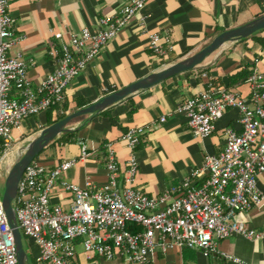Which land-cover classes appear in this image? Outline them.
Here are the masks:
<instances>
[{"label":"built area","instance_id":"2783aa9c","mask_svg":"<svg viewBox=\"0 0 264 264\" xmlns=\"http://www.w3.org/2000/svg\"><path fill=\"white\" fill-rule=\"evenodd\" d=\"M148 1L127 0L112 15L100 17L96 29L85 26L68 33L65 40L60 31L49 29L60 43L58 49L51 46L49 50L55 66L33 86L26 76L27 62L21 51L14 50L20 35L9 14L10 0H0V164L12 147V129L23 118L60 104L70 82ZM147 48L156 56L164 53L158 33L148 35ZM246 81L248 101L209 82L175 106L174 112L185 118L194 137L208 136L230 107L239 111L240 130L226 127L219 153L205 154L199 167L157 195H147L133 184L137 172L134 150L141 143L142 126L130 127L121 136L129 150L121 182L109 148L104 183L87 179L79 186L60 178L77 160L88 156L82 141L77 158L64 159L52 168L31 160L17 182L13 208L20 234L36 246L34 264H80L77 245L88 262L97 257L150 264L156 251L165 252L170 247L192 248L208 257L219 253L218 241L231 235L264 238V226L255 229L236 218L237 213L264 206V193L257 187V178L264 171V75L253 67ZM159 120L164 121V117ZM56 183L71 196L66 208L50 202ZM128 226L140 229L132 231ZM221 255L239 262L231 255ZM0 264H17L1 194Z\"/></svg>","mask_w":264,"mask_h":264},{"label":"crops","instance_id":"0c3cea01","mask_svg":"<svg viewBox=\"0 0 264 264\" xmlns=\"http://www.w3.org/2000/svg\"><path fill=\"white\" fill-rule=\"evenodd\" d=\"M126 2L10 0L9 14L16 33L20 35L14 50L21 51L27 62L26 76L30 83L33 86L38 84L55 66L49 50L51 46L58 49L60 43L49 29L60 31L65 40L68 33H75L85 26L96 29L100 17L112 15ZM263 14L264 0H149L70 82L60 104L23 118L12 129V147L8 153L17 156L24 144L47 126V115L51 119L62 112L67 115L79 109L77 101L85 100L89 105L197 52L221 31ZM142 18H145L144 22ZM151 33L161 36L162 55H153L148 50L147 38ZM253 67L264 75V28L225 43L192 69L130 94L97 114L72 119L67 124L70 129L67 132H73L75 140H57L61 133L34 159L44 167L52 168L64 159L77 158L79 142L82 141L87 145L88 156L77 160L61 173L60 178L79 186H83L87 179L99 185L107 179L105 155L109 148L118 164V180L121 182L129 154L121 136L130 127L142 126L141 143L134 150L137 172L133 184L147 195H157L179 184L191 169L199 167L205 154L219 153L224 145L226 127L240 130L239 111L230 107L215 122L208 136L194 137L185 118L174 112L175 106L205 89L209 82L212 86L233 90L248 101L250 87L246 77ZM242 73L243 76L238 77ZM162 116L164 121L159 120ZM257 187L264 193V171L257 178ZM70 197L56 183L50 202L66 208ZM236 218L249 227L261 228L264 226V206L237 213ZM217 248L219 253L204 257L192 248L170 247L165 252L156 251L150 264H264V238L231 235L219 240ZM76 251L80 264H136L119 258L101 260L97 257L88 262L80 245L76 246ZM221 253L231 255L239 262L224 258Z\"/></svg>","mask_w":264,"mask_h":264},{"label":"water","instance_id":"95a60500","mask_svg":"<svg viewBox=\"0 0 264 264\" xmlns=\"http://www.w3.org/2000/svg\"><path fill=\"white\" fill-rule=\"evenodd\" d=\"M262 28H264V14L257 16L242 25L221 31L197 52L184 57L181 60L176 61L175 63H172L158 71L149 73L148 75L138 79L133 83H130L129 85L112 91L102 96L97 101L85 107L79 108L40 129L37 134L28 142L26 147L24 149L22 148L16 153L17 156L12 157L10 155V157L8 153L1 162L6 166V174L4 176L3 189L1 192V204L6 221L11 229L14 239L17 264H27L28 261L27 254L23 247L21 234L17 227L13 208V200L16 194L17 182L25 166L31 160H33L35 156L50 141L56 138L59 134L70 130L67 127L69 121L82 115L97 114L108 106L123 100L130 94L146 89L169 76L192 69L193 67L200 64L212 52L222 47L225 43L245 38ZM6 159H8V163Z\"/></svg>","mask_w":264,"mask_h":264},{"label":"trees","instance_id":"16d2710c","mask_svg":"<svg viewBox=\"0 0 264 264\" xmlns=\"http://www.w3.org/2000/svg\"><path fill=\"white\" fill-rule=\"evenodd\" d=\"M243 74H244V73L239 74L238 77L243 76ZM87 104H88V102L85 101V100L77 101V102H76V105H77L78 108L84 107V106H86ZM57 105H58V104H54V105L50 106L48 109H50V108H52V107H55V106H57ZM103 112H105V111H103ZM65 115H66V114L62 112V113L56 115V117L53 118V119H51V117H50L49 115H47V125H49V124H51V123H53V122H55V121L61 119V118L64 117ZM57 140H60V141H62V142L74 141V140H75V138H74V133H73V132H64V133H62V134L60 135V137L57 138ZM128 228L131 229L132 231H135V230L140 229V226H139V227H138V226H137V227H136V226H128ZM27 257H28L27 264H34L33 259L30 258L28 255H27Z\"/></svg>","mask_w":264,"mask_h":264},{"label":"rangeland","instance_id":"374dc122","mask_svg":"<svg viewBox=\"0 0 264 264\" xmlns=\"http://www.w3.org/2000/svg\"><path fill=\"white\" fill-rule=\"evenodd\" d=\"M6 160L8 163V159H6ZM5 174H6V166H5V164L1 163L0 164V194H1L2 189H3ZM21 238H22V243H23V247H24L26 254L30 258L34 259V256L36 255V252H37L35 244L33 243V241L30 238H28L24 235H21Z\"/></svg>","mask_w":264,"mask_h":264},{"label":"bare ground","instance_id":"6f19581e","mask_svg":"<svg viewBox=\"0 0 264 264\" xmlns=\"http://www.w3.org/2000/svg\"><path fill=\"white\" fill-rule=\"evenodd\" d=\"M31 137H32V136H31ZM31 137H30V138H31ZM27 144H28V143L24 144L23 149L26 147ZM9 155H10V154H9Z\"/></svg>","mask_w":264,"mask_h":264}]
</instances>
